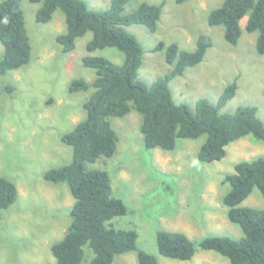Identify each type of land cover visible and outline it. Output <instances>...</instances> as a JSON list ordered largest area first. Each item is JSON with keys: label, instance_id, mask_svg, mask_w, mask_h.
<instances>
[{"label": "rangeland", "instance_id": "374dc122", "mask_svg": "<svg viewBox=\"0 0 264 264\" xmlns=\"http://www.w3.org/2000/svg\"><path fill=\"white\" fill-rule=\"evenodd\" d=\"M1 1V0H0ZM93 10L106 9L111 0H83ZM223 0H130L124 13L141 2L163 3L154 32L139 24L124 28L139 40L143 54L137 70L146 82L169 72L165 48L176 42L181 49L192 50L199 34L212 39L203 59L168 82L177 103L193 107L198 99L216 103L224 87L236 82L234 96L220 109L233 112L238 106L256 105L264 124V53L255 50L257 31L245 30L246 16L240 20L241 36L235 45L224 40L221 25H209L207 15ZM24 23L31 43L27 64L0 75V87L11 83V92L0 90V175L13 180L18 189L16 201L1 211L0 264H53L51 244L65 233L70 221L73 196L64 183L53 184L43 178L45 170L68 163L71 148L60 135L84 118L82 106L92 92H68L74 78L92 81L95 72L83 65L84 55H102L121 64L123 54L114 47L87 52L91 32L77 37L70 51H62L55 36L64 32L62 12L56 9L48 22H36L40 3L20 0ZM3 46L0 43V54ZM118 140L111 157H99L89 168L106 170L112 194L121 198L127 213L113 217L109 223L137 231V247L153 253L158 264H228V258L215 250L196 248L188 260L164 257L156 243L158 230L179 231L197 242L212 234L233 238L242 235L240 227L230 221L222 196L229 189L223 176L234 172L241 159L264 155V141L250 135L230 142L220 160L197 159V150L205 135L177 138L172 150L146 149L139 130L140 115L130 110L123 117H109ZM241 206L264 207V198L254 187ZM81 264H88L92 253L83 247ZM113 264H138L134 251L115 255Z\"/></svg>", "mask_w": 264, "mask_h": 264}, {"label": "trees", "instance_id": "16d2710c", "mask_svg": "<svg viewBox=\"0 0 264 264\" xmlns=\"http://www.w3.org/2000/svg\"><path fill=\"white\" fill-rule=\"evenodd\" d=\"M29 1L40 3L35 11L36 22H48L56 9L62 12L65 30L55 36L62 51L73 49L76 38L89 31L92 36L85 44L87 52L114 47L123 54L121 64L102 55H84L82 63L94 70L95 78L92 81L74 78L68 83L70 93L88 89L92 92L82 104L84 118L60 135L61 142L71 148L70 161L43 173L47 182L66 184L74 200L68 210L70 221L65 233L50 246L53 264H81L84 246L92 253L88 264H113L115 255L129 251L135 252L138 264H158L153 253L137 247L138 234L134 228L109 223L113 217L126 214L128 208L121 198L112 194L108 172L87 166L115 152L118 136L109 117H123L130 110L139 113V130L146 149L172 150L177 138L205 135L197 159L212 162L223 158L226 146L241 137L250 135L264 141V124L258 116V107L247 104L233 112L220 111L234 96L235 81L224 87L216 103L201 98L190 107L173 100L168 82L203 59L212 45L208 34H199L192 50L181 49L176 42L164 45L160 41L154 50L165 48V61L172 65L171 70L151 82L138 77L142 46L124 26L139 24L154 32L163 3L141 2L124 13V6L130 0H111L103 10L90 9L83 0ZM244 16L245 30L257 31L255 50L263 54L264 0H223L210 10L207 22L221 25L224 40L235 45L242 33L240 20ZM0 43L3 46L0 75L28 63L31 43L20 0L0 1ZM13 89L11 83L0 87L8 93ZM222 180L229 183L221 199L227 207V217L240 227L242 235L233 238L212 234L195 242L183 232L162 229L156 232L160 255L188 260L198 247L219 252L228 258V264H264V207L240 205L254 187L264 198V155L238 160L234 172L225 174ZM17 197L15 182L0 175V216Z\"/></svg>", "mask_w": 264, "mask_h": 264}]
</instances>
